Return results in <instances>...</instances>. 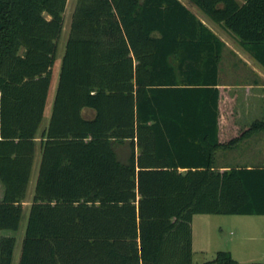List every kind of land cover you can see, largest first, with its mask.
Here are the masks:
<instances>
[{"label": "trees", "instance_id": "1", "mask_svg": "<svg viewBox=\"0 0 264 264\" xmlns=\"http://www.w3.org/2000/svg\"><path fill=\"white\" fill-rule=\"evenodd\" d=\"M189 1L264 67V0ZM67 4L0 0V264L38 151L19 264H193L194 214H264V164L217 166L264 130L221 90L227 43L182 0H76L43 126Z\"/></svg>", "mask_w": 264, "mask_h": 264}, {"label": "rangeland", "instance_id": "2", "mask_svg": "<svg viewBox=\"0 0 264 264\" xmlns=\"http://www.w3.org/2000/svg\"><path fill=\"white\" fill-rule=\"evenodd\" d=\"M187 5L191 6L192 9L201 17L206 19V21L211 25H216L215 22L211 21L209 17L200 10L196 5L192 4L189 0H182ZM76 6V0H68V4L65 11V22L64 29L58 41V53H57V62L54 68L53 80L51 85V90L48 98V106L44 115L43 126H46L50 119L52 103L55 95V91L59 79L60 64L62 57L65 52L66 42L70 35L72 15ZM220 29V28H219ZM220 31L223 32L222 29ZM226 38L232 42L236 47H239V44L230 36ZM227 58L228 55H227ZM227 58H224L223 62H227ZM254 61V60H253ZM93 110L85 108L84 114L86 116H91ZM123 150H126L125 148ZM122 150V151H123ZM219 152V151H218ZM217 152V162H219V153ZM125 154V151H124ZM40 152H37L35 165L33 169V174L31 181L29 183L28 195L24 203V213L21 219L20 227L18 230L13 229H3L1 233L14 236L16 238V245L13 255L12 264H19L22 243L24 234L27 227L28 216L30 211L31 200L35 191V184L39 172L40 164ZM264 162V161H262ZM3 185L0 181V198L3 193ZM195 216V245L192 246L194 250L193 254V264H213L210 263L212 259V252L216 247L209 245L213 243V239L218 240V245L222 247H230L233 249L234 257L237 260V264H250L251 262H263L264 263V214H251V215H231L224 213H196ZM200 218H207L205 222L199 221ZM223 218H227L228 221H224ZM237 218V219H232ZM241 218V219H240ZM250 223V224H249ZM193 229V227H192ZM198 237L204 239L200 242ZM204 242V243H203ZM198 243H202V246H199ZM202 249L205 250V253L201 252ZM251 252H254L255 255H250ZM208 259V260H206Z\"/></svg>", "mask_w": 264, "mask_h": 264}, {"label": "crops", "instance_id": "3", "mask_svg": "<svg viewBox=\"0 0 264 264\" xmlns=\"http://www.w3.org/2000/svg\"><path fill=\"white\" fill-rule=\"evenodd\" d=\"M201 18L227 43V47L225 48L224 52V58H227V55L229 58H227V62L222 61L221 63V90L224 91L225 89H229L231 93L237 92L238 94L237 105L235 107L237 123L244 127L251 124L256 119L264 120V67L251 57V55L240 45L236 37L226 28H224L222 24L217 23L209 18L211 21L216 23V25H211L206 21L205 18H203V16H201ZM219 28L222 29L223 32L220 31ZM227 35L236 40V42L239 44V47H236L232 42H230L226 38ZM94 114L95 111L91 116H93ZM218 151L220 158L219 162H217V166L221 170L230 169L232 166L253 167L256 165L264 164V162H262L264 161V130L255 132L250 137L240 141L234 147L221 148ZM195 219V216H193V246L195 245ZM223 219L225 222L228 221L227 218ZM232 219L235 220L237 218ZM206 220L207 218H200L199 221L205 222ZM198 239V242L204 240L200 237H198ZM201 244L198 243L199 246H202ZM209 245L221 246L216 247V249L213 250V257L212 259H210V261L215 258L217 251L221 249L230 250L234 256L233 249H231L230 247H222V245H218L217 239H213V243ZM199 250L205 253L204 249L201 248ZM250 255H255V253L251 252Z\"/></svg>", "mask_w": 264, "mask_h": 264}]
</instances>
